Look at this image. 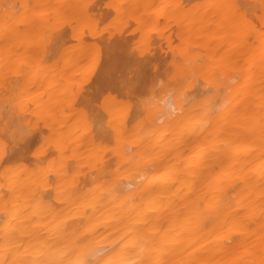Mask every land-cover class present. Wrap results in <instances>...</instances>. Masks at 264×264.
I'll list each match as a JSON object with an SVG mask.
<instances>
[{"label":"bare ground","instance_id":"1","mask_svg":"<svg viewBox=\"0 0 264 264\" xmlns=\"http://www.w3.org/2000/svg\"><path fill=\"white\" fill-rule=\"evenodd\" d=\"M0 264H264V0H0Z\"/></svg>","mask_w":264,"mask_h":264}]
</instances>
